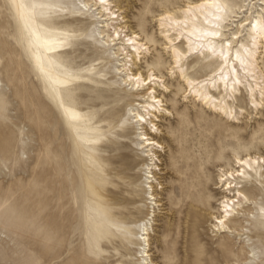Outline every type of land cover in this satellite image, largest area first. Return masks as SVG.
<instances>
[{
    "label": "rangeland",
    "instance_id": "1",
    "mask_svg": "<svg viewBox=\"0 0 264 264\" xmlns=\"http://www.w3.org/2000/svg\"><path fill=\"white\" fill-rule=\"evenodd\" d=\"M27 1L66 5L59 11L39 8L38 22L51 37L72 42L55 60L73 80L52 91L33 64L29 37L10 0H0V103L6 105L0 118V264H144L139 227L154 210L150 254L155 264L169 258L174 264H264V185L242 183L251 204L236 220L237 232L216 235L207 216L218 209V166L231 164L234 154H264V107L257 114L244 91L235 105L248 114L221 117L188 97L191 89L171 77L172 60L161 50L156 19L161 6L182 7L188 0L120 1L133 30H143L156 43L157 52L139 64L142 71L154 63L172 86L164 96L173 113L161 122L166 148L160 167L166 174L159 175L158 194L164 206L155 209L147 194L151 161L129 116L144 99L125 96L114 73V51L96 36L94 17L80 14L78 0ZM232 4L243 6L240 0ZM187 59L195 78L219 65L203 55ZM60 99L86 118L68 122ZM226 246L228 251L222 249Z\"/></svg>",
    "mask_w": 264,
    "mask_h": 264
},
{
    "label": "bare ground",
    "instance_id": "2",
    "mask_svg": "<svg viewBox=\"0 0 264 264\" xmlns=\"http://www.w3.org/2000/svg\"><path fill=\"white\" fill-rule=\"evenodd\" d=\"M78 1L81 5H86L80 8V14L94 17V31L102 40L103 47L114 51L113 58L117 63L114 73L121 80V85H124L125 96L133 98L138 95L144 99L143 102L136 103L137 107L130 110L129 116L139 127V145L144 157L150 158L151 161L146 164L149 184L147 188L150 190L147 192L148 200L154 209L164 206L158 194V187L161 186V190L163 189L159 175L166 174L160 167L162 164L160 153L166 148L161 137L164 133L161 122L167 115L173 113L164 96L165 92H170L172 86L168 83L165 74L155 70L154 63H149L146 72L142 71L139 65L146 63L148 56L157 52L153 51L156 43L143 30H133L127 15L125 16L124 7L120 5L121 0H105V3H101L100 0ZM233 1L236 0H217L221 5L220 8L206 3L202 9L197 7L192 8L191 11H189L191 5L204 3V0H188L182 7L161 6L164 10L157 15L156 22L164 40L161 50L165 51L172 60L169 70L171 77L176 75L185 84L184 86L191 89L188 97L194 96L197 98L195 101H201L202 104L213 108L221 117L237 118L248 114L242 106L235 105L237 95H242L244 91L252 110L258 111L259 114L264 107V100L261 98V90L264 89V32L252 29L253 24L264 21V0H240L243 2L242 7L233 5ZM10 2L22 31L29 37L36 70L52 91L58 93L73 79L57 69L55 56L68 50L72 42L65 38L55 39L49 35L50 30L40 26L38 19L43 10L33 9L27 0H15L16 6L13 5L12 0ZM256 7L257 10L254 12ZM205 32L209 34L205 35ZM213 32H218L219 36L211 35ZM188 55L190 57L203 55L205 59L213 58L219 62V65L205 78H195L188 73ZM136 76L140 77L139 81L134 78ZM145 80L147 83L143 82ZM237 80L239 83H235ZM188 90L184 89L183 93L187 94ZM213 90L219 91L218 96ZM60 110L68 122H77L86 118L85 114L66 104L62 99H60ZM140 117L144 119L141 120ZM238 170H242L244 176L237 175ZM216 177V189L219 190L220 196L218 209L215 212H207V216L212 222L216 235L235 233L236 220L241 218V215L244 216L246 206L251 204V198L242 183L257 181L264 185V154L259 152L234 154L231 164L218 166ZM224 178L230 182V186H226ZM198 183L197 192L202 194L205 187L201 180ZM201 196L203 201H206V196ZM155 214L156 210L151 215L153 218L149 221L143 220L139 227L138 239L143 247L141 254L144 264H155L150 254L151 234L155 231L153 224ZM229 248V246L222 247L224 251H228Z\"/></svg>",
    "mask_w": 264,
    "mask_h": 264
},
{
    "label": "snow or ice",
    "instance_id": "3",
    "mask_svg": "<svg viewBox=\"0 0 264 264\" xmlns=\"http://www.w3.org/2000/svg\"><path fill=\"white\" fill-rule=\"evenodd\" d=\"M101 3H105V0H100ZM12 3L14 6L15 5V0H12ZM211 4L216 6L217 8H220L221 5L217 2V0H204V3H200V4H193L190 6L189 11H191L192 8H203L205 6V4ZM30 7H32L33 9L35 8H48V9H55L57 11L63 9V10H67L66 5L64 3H57V4H51V3H32L29 5ZM80 7H86V5H80ZM241 27H243V25H241ZM252 29L253 31H258V32H264V21H258L256 24L252 25ZM205 35H208L209 33L205 32ZM211 35L214 36H219L218 32H213L211 33ZM131 42V41H130ZM136 80H140L139 76L134 77ZM144 83H147V80L143 81ZM235 83H239V81H235ZM139 86V85H137ZM261 98L262 100H264V89L261 90ZM6 105H2V103H0V118H4L3 117V113L5 110ZM76 118V117H73ZM141 120H143V117H140ZM153 131H155V129H153ZM264 131V130H262ZM150 142V141H149ZM239 163H247L246 161H238ZM237 175L239 176H244V172L242 170H238ZM231 175V174H228ZM225 179V184L226 186H230V182L227 181L226 178ZM260 212L262 214V218H264V206H261L260 208ZM223 223V221H221V224ZM120 231H123V229H118ZM33 264H39V261H33ZM167 264H174V260H172L171 258L168 259Z\"/></svg>",
    "mask_w": 264,
    "mask_h": 264
}]
</instances>
